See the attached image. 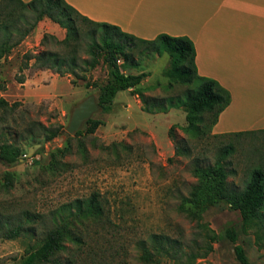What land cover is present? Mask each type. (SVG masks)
Returning <instances> with one entry per match:
<instances>
[{
	"label": "rangeland",
	"instance_id": "374dc122",
	"mask_svg": "<svg viewBox=\"0 0 264 264\" xmlns=\"http://www.w3.org/2000/svg\"><path fill=\"white\" fill-rule=\"evenodd\" d=\"M9 3L0 0V7ZM9 10L19 25L9 32L12 52L0 61V100L8 104L0 107V148H13L18 160L9 165L0 157V179L5 173L14 174L13 187L0 192V212L10 216L13 224L23 223L27 231L16 240L0 239V264H20L30 246L68 214V204L93 193H99L108 207L111 223L80 226L79 234L89 231L92 238L78 248L68 244L61 263L144 264L138 249L151 236L164 235L185 244L198 238L196 224L178 211L181 197L197 182L193 174L197 165L213 164L230 148L223 164L231 187L239 190L253 169L264 166L263 134L225 137L212 131L200 140L187 133L183 106L187 87L169 89L163 74L169 56H158L141 45L135 48L136 65L126 73L148 77L136 90L119 92L111 113L94 115L101 121L94 135L69 134L66 128L74 107L90 95L98 99L94 85L106 81L107 70L98 65L78 68L73 75L66 67L62 72L35 67L32 57L65 51L56 42L62 40L53 36L56 40L44 41L49 34L32 28L34 14L18 5ZM4 35L0 33L1 38ZM86 46L84 42L79 50L80 61L90 59ZM42 126L61 127L62 134L48 141ZM65 147L69 153L62 158L56 153ZM204 220L219 239L214 251L197 264H240L237 245L251 264H264V249L243 230L238 211L222 203L209 209ZM228 229L236 232V243L227 237Z\"/></svg>",
	"mask_w": 264,
	"mask_h": 264
},
{
	"label": "trees",
	"instance_id": "16d2710c",
	"mask_svg": "<svg viewBox=\"0 0 264 264\" xmlns=\"http://www.w3.org/2000/svg\"><path fill=\"white\" fill-rule=\"evenodd\" d=\"M9 5L0 7V61L6 58L13 50L9 32L17 29L13 12L9 6H20L23 10L34 14L36 20L32 28L39 22L50 19L66 30V37L56 41L65 47L63 52L44 51L30 60L34 66L52 69L66 67L71 74L77 75L76 69H94L103 65L107 70V79L101 85H94L97 89L98 103L103 114L112 112L114 100L119 92L136 90L148 77L146 73L131 74L126 70L131 69L135 63V48L140 45L148 52L162 56H169V64L164 71L168 79V88L175 85L186 86L183 106L186 112L188 126L185 131L197 139H202L212 133L218 123L220 115L231 104V93L218 81L199 75L196 65V48L191 39L180 36L174 37L161 34L154 40H144L124 33L120 28L90 20L81 15L65 0H33L23 3L19 0H9ZM28 32L24 33L25 37ZM52 39L45 35L44 41ZM87 42V51L90 59H79V50ZM123 60V63H122ZM120 61V63H119ZM81 62L83 66H80ZM90 86H88L89 88ZM8 106L0 100V107ZM101 125V121L92 118L85 123L83 129L75 134L76 137L94 135ZM46 139L51 141L62 134L63 128H46L42 126ZM263 134L264 130L240 132L222 136L244 137ZM0 157L9 165H15L18 155L11 147L0 148ZM69 153L68 148L57 151V155L64 158ZM230 148L222 151L218 159L209 165H197L193 174L197 178L196 184L188 195L182 196L178 211L188 220L196 224L197 237L190 243L164 235H154L138 250L141 251L140 260L144 264H197V260L207 257L214 251V244L219 237L216 232L205 222L204 215L212 207L226 203L231 209L238 211L242 218V228L254 236L255 243L264 249V166L252 170L246 186L239 190L231 187L228 182V170L223 164L230 154ZM177 155H181L178 152ZM14 185V174L5 173L0 179V192H8ZM68 214L58 218L43 238L30 246L20 264H63L60 255L67 250V245H86L92 238L89 231L79 234L80 226L106 225L110 222L109 209L99 193H93L86 199H76L66 206ZM31 220V217L28 218ZM111 223V222H110ZM23 223L13 224L10 216L0 212V239L16 240L25 231ZM227 237L233 243L237 242V234L233 229L226 231ZM146 243V244H145ZM149 244V246H148ZM84 247V246H83ZM79 247V248H83ZM235 254L240 264H251L244 249L235 247ZM69 264H76L69 261Z\"/></svg>",
	"mask_w": 264,
	"mask_h": 264
},
{
	"label": "crops",
	"instance_id": "0c3cea01",
	"mask_svg": "<svg viewBox=\"0 0 264 264\" xmlns=\"http://www.w3.org/2000/svg\"><path fill=\"white\" fill-rule=\"evenodd\" d=\"M65 1L90 20L140 39L151 41L161 34L188 37L196 48L199 75L218 81L231 93V104L213 132L264 130V0ZM37 30L59 40L66 37L51 21L39 22Z\"/></svg>",
	"mask_w": 264,
	"mask_h": 264
},
{
	"label": "water",
	"instance_id": "95a60500",
	"mask_svg": "<svg viewBox=\"0 0 264 264\" xmlns=\"http://www.w3.org/2000/svg\"><path fill=\"white\" fill-rule=\"evenodd\" d=\"M101 111L102 108L98 103L97 97L95 95H90L74 107L66 131L69 134H76L82 129L86 122Z\"/></svg>",
	"mask_w": 264,
	"mask_h": 264
},
{
	"label": "built area",
	"instance_id": "2783aa9c",
	"mask_svg": "<svg viewBox=\"0 0 264 264\" xmlns=\"http://www.w3.org/2000/svg\"><path fill=\"white\" fill-rule=\"evenodd\" d=\"M119 63H120V61H119ZM24 157H28V155H24Z\"/></svg>",
	"mask_w": 264,
	"mask_h": 264
}]
</instances>
